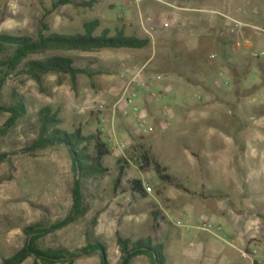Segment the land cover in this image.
Returning a JSON list of instances; mask_svg holds the SVG:
<instances>
[{
    "label": "rangeland",
    "instance_id": "obj_1",
    "mask_svg": "<svg viewBox=\"0 0 264 264\" xmlns=\"http://www.w3.org/2000/svg\"><path fill=\"white\" fill-rule=\"evenodd\" d=\"M144 4L155 12L145 23L156 43L154 49L63 53L73 58L78 67L111 70L92 80L80 77L76 88L67 76L52 74L44 78L45 92L41 93L29 77L3 66L11 54L9 50L0 53V262L22 248L25 227L40 223L48 228L63 221L72 209L75 175L68 152L64 148L26 152L36 137L37 113L49 106L60 111L62 131L70 132L79 124L89 131L103 127L104 140L110 141L114 150L106 158L109 176L85 185L86 212L39 239L37 249L78 253L86 246V230L91 229L96 241L105 247L107 264L120 263L117 232L134 239L151 236L163 242L168 264H264V0L214 3L221 7H211L209 0H98L92 9L62 7L48 21L53 31L76 34L85 22L98 19L101 29L114 31L124 26L128 36L138 37L131 23L134 10ZM49 5L48 0H0V34H36L43 7ZM159 8L168 11L163 13ZM176 12L196 17L199 37L184 44L196 50L206 48L209 59L212 55L218 59L220 49L216 44L208 45V41L231 39L234 44V40H240L250 49L238 50L232 44L238 52L233 70L219 63V58V62L212 63L218 70L204 78L206 87L158 71L165 48H159L157 43L173 36L157 29L162 23L178 28L173 20ZM220 14L256 30L247 28L236 37L230 36ZM126 15L131 19L129 25L120 18ZM179 36L185 38L188 34L180 32ZM184 51L175 47L170 52L175 57ZM251 52L259 55L258 59ZM248 61L251 65L245 76L244 63ZM145 62L147 68L141 80L148 88H126L132 78L130 70ZM132 90L137 92L134 105L153 132L137 127L132 114L134 105L122 100L115 106ZM17 102L24 104L26 115L2 134L11 113L1 108L10 109ZM123 109L128 112L126 116ZM140 139L161 164L169 167L168 174L178 178L185 190L161 185L152 170L143 171L131 163L125 179L147 183L152 192L141 198L113 191L119 172L116 160L130 155L131 147ZM120 144L125 145L121 150ZM156 211L161 212L159 226L152 219ZM97 215V223L91 227ZM203 221L214 223L212 232L199 229ZM167 236L169 241L165 240ZM242 253L249 257L242 259ZM33 262L31 257L23 264ZM74 264H101V258L93 254ZM131 264H151V260L140 256Z\"/></svg>",
    "mask_w": 264,
    "mask_h": 264
},
{
    "label": "trees",
    "instance_id": "obj_2",
    "mask_svg": "<svg viewBox=\"0 0 264 264\" xmlns=\"http://www.w3.org/2000/svg\"><path fill=\"white\" fill-rule=\"evenodd\" d=\"M50 7H43V15L39 20V29L36 34H0V53L9 50L11 54L2 64L10 71H17L19 75L29 77L38 87L39 92L44 93V78L48 75L67 76L73 88L77 87L80 77L95 79L111 72L109 69L102 67H78L73 58L63 55L67 52L94 53L103 50H144L149 48L152 40L149 36L137 37L128 36L125 28L101 29V21L93 19L85 22L80 33L65 34L53 31L48 19L62 7H73L75 9H92L98 0H48ZM195 33H197L195 31ZM198 34V33H197ZM174 42V41H172ZM216 44L220 49L218 59L211 60L208 58L206 48H199L196 52L188 51L179 52L176 57L180 58L184 67L191 69L194 74H202L205 71H217V65L214 62H221L233 70L238 52L233 48L231 39L226 41H217L216 43L208 41L207 44ZM215 45V46H216ZM177 48L174 44L173 48ZM181 49V48H178ZM31 56H43L42 58L29 59ZM235 57V58H234ZM255 60L258 59L254 57ZM209 59V60H208ZM233 61V62H232ZM246 74L251 63H244ZM91 65H94L91 63ZM9 111L11 118L2 128L1 133H6L12 128L15 122L26 115L24 104L16 103L14 107L1 108ZM62 117L59 110L47 106L41 108L37 113L36 119V137L31 145L27 147L26 152L34 153L49 148H64L71 159L73 172L75 175V185L72 191L73 205L68 216L61 222L45 228L40 223L29 225L23 229L25 241L21 249L16 251L10 257L2 258L0 264H23L27 259L33 257V264H74V262L85 256L99 254L101 264L104 260L101 254H104L105 264L106 250L105 247L97 242L93 230L87 229L85 232L86 246L78 253H70L66 250H39L36 243L42 237L52 234L71 224L86 212V202L84 196L85 185L88 182L97 181L100 178L109 176L110 169L106 164V158L113 155L110 147L103 137V131L97 129L89 131L82 124L73 127L70 132L62 131L59 127L62 125ZM140 139L131 147L130 155L116 160L119 166L117 177L113 181V191L138 195L145 198L146 191L142 182L135 179H125L127 168L131 163L138 165L143 171L152 170L161 185H169L176 189L185 190L180 180L168 174L169 167L161 164L151 149ZM3 157H0V161ZM160 187V186H159ZM161 212L152 213L153 222L157 226V220ZM97 216L91 220V227L97 223ZM164 218V216H163ZM170 237L165 240L169 241ZM116 241L120 252L119 264H131V261L140 256H147L151 264H168L167 255L163 242L153 239L151 236L133 237L123 236L116 233ZM256 264V263H255Z\"/></svg>",
    "mask_w": 264,
    "mask_h": 264
},
{
    "label": "crops",
    "instance_id": "obj_3",
    "mask_svg": "<svg viewBox=\"0 0 264 264\" xmlns=\"http://www.w3.org/2000/svg\"><path fill=\"white\" fill-rule=\"evenodd\" d=\"M204 1V0H201ZM219 0H209V4L211 7L213 6H218L221 7L222 5L216 4L214 5V3H218ZM226 6V5H223ZM227 7V6H226ZM134 10V9H133ZM156 11V9H154ZM157 10H160L161 12H167L168 10L163 9V8H159ZM213 11V10H211ZM216 12V11H213ZM134 14H135V18L133 23V27H135V34L138 35V37H145V36H149L151 38V35H149L147 33V30L145 28V23L151 21V18H153L152 16L155 15V12L151 9V7H149L148 5H141L139 8L137 7V10H134ZM144 15L147 16V19L144 20ZM122 18L121 21L125 22L127 25H129L130 20L131 19H127V15L125 17H120ZM173 20L176 21L178 23V28L175 29H171L167 26L166 23H162V27L161 29H157V32L161 31V33L163 32L164 34H172L173 39L171 38L170 40L168 39H162L161 42H158V46L160 48V46H163V48H165L164 51V57L162 58V68L158 69V71H164V72H168L173 74L174 76H179L183 79H185L187 82L194 84V85H201L202 87H206V83L204 82V78H206L207 74L209 73V71H205L202 74H194L191 69L184 67V63H182L180 58H177L176 56L173 57L171 54V50L174 47V44L177 45V48H181L182 50L188 51L190 53L196 52V47L194 48H189L187 47L184 43L186 41H188L190 38L192 37H199V34L195 33V21H196V17L190 15V14H184V13H178L176 12L173 15ZM165 22V19H163ZM207 23V21H205ZM124 27V26H123ZM181 27V30H180ZM158 28V27H157ZM205 30L208 31H212L210 27H206ZM183 33L185 32V34H188L187 37H182L179 36V33ZM178 34V35H177ZM152 40V39H151ZM174 41V42H172ZM215 43V42H214ZM156 43L154 42V40H152V44L150 46V48L154 49V45ZM140 51V50H138ZM132 54V56L137 57L140 56L139 53H130ZM156 57V52L153 56V60ZM159 59V58H158ZM152 60V62H153ZM147 62L143 63L142 65L138 66L135 69H131L130 74L132 75V77L134 75H136L137 73H140L139 75V79L141 80L142 78V74L145 72V65ZM156 71V70H154ZM157 71V72H158ZM188 71V72H186ZM158 79H160V76H158ZM148 88V87H147ZM146 88V89H147ZM149 99V97H148ZM122 102V98L117 102V104L115 105L116 107L119 106V104H121ZM156 118V117H155ZM101 124V123H100ZM164 126H167L166 123H163ZM103 131V127L100 128ZM106 143L109 145L111 152H113L114 147H111V143H109V141H106ZM121 150V149H119ZM144 183H142L143 185Z\"/></svg>",
    "mask_w": 264,
    "mask_h": 264
},
{
    "label": "built area",
    "instance_id": "obj_4",
    "mask_svg": "<svg viewBox=\"0 0 264 264\" xmlns=\"http://www.w3.org/2000/svg\"><path fill=\"white\" fill-rule=\"evenodd\" d=\"M220 16L223 18V20L225 22V29L230 36L236 37V36L240 35L242 33V31L247 29V28L256 30V27L246 25V24L242 23L241 21H239V20H237V19H235L229 15L220 14ZM233 45L238 50L243 49V48H245L246 50L250 49V46L243 45L242 41H240V40H234ZM251 55L253 57L259 56V55H256L255 52L254 53L251 52ZM214 59H215V55H212L211 60H214ZM139 75H140V73H137L136 75H134L129 80V82L127 83L126 88H129V87H132L133 85H136L138 88L146 89L148 87V85L146 84L145 81L139 79ZM222 86L226 87V84H223ZM136 98H137V92H136V90H132L130 92V94L128 96L124 97L122 100L125 102V104L133 106ZM127 114H128V112L125 109H123V115L126 116ZM132 114H133V118L135 120V123L139 129L143 130L144 132H153V128L151 126H148V122L141 116L140 110L135 105L133 106ZM109 143H111V142L109 141ZM114 145L116 146L118 144H114ZM124 147H125L124 144H120L118 146V149H123ZM143 188L146 191V193H148V194H150L152 192V187L150 185H148L147 183L143 184ZM213 228H214V223L210 222V221H203L201 223V226L199 227V229L206 231V232H212ZM218 229H220V227ZM253 253H255V251H253ZM248 257L249 256L246 253H242V255H241L242 259H247Z\"/></svg>",
    "mask_w": 264,
    "mask_h": 264
},
{
    "label": "water",
    "instance_id": "obj_5",
    "mask_svg": "<svg viewBox=\"0 0 264 264\" xmlns=\"http://www.w3.org/2000/svg\"><path fill=\"white\" fill-rule=\"evenodd\" d=\"M101 257L103 258L104 264H105V258H104V254L103 253L101 254Z\"/></svg>",
    "mask_w": 264,
    "mask_h": 264
}]
</instances>
